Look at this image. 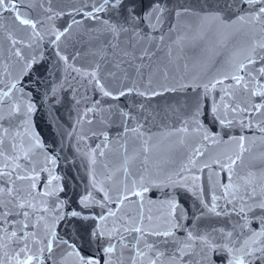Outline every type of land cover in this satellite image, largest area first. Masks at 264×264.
I'll return each mask as SVG.
<instances>
[{
  "label": "snow or ice",
  "instance_id": "obj_1",
  "mask_svg": "<svg viewBox=\"0 0 264 264\" xmlns=\"http://www.w3.org/2000/svg\"><path fill=\"white\" fill-rule=\"evenodd\" d=\"M52 3L0 0L7 59L19 67L0 74V264H264V154L246 160L250 137L230 135L237 128L264 135V37L206 79L178 77L171 53L168 63L158 56L186 16L264 33V0H195L190 7L176 0H81L70 11ZM65 15L69 21L58 26ZM46 25L51 64L40 43ZM81 28L94 51L69 52ZM157 74L163 82L154 80ZM169 92L185 93L186 119L177 131L194 141L187 163L152 170L145 161L131 178L126 160L118 170L123 179L115 172L98 178L111 127L118 122V136L142 137L143 101ZM129 97L142 100L121 106ZM65 104L76 109L73 123L61 112ZM37 113L51 137L39 130ZM68 139L76 140L91 175L75 199L56 171ZM89 139L100 143L81 150ZM222 144L235 150L209 152ZM150 151L145 141L143 152Z\"/></svg>",
  "mask_w": 264,
  "mask_h": 264
},
{
  "label": "water",
  "instance_id": "obj_2",
  "mask_svg": "<svg viewBox=\"0 0 264 264\" xmlns=\"http://www.w3.org/2000/svg\"><path fill=\"white\" fill-rule=\"evenodd\" d=\"M33 2L34 0H26V3L29 4ZM176 2L183 5V7H190L195 0H176ZM52 7L57 10L63 8L65 11H70L73 8L81 7V0H53ZM4 16L8 17L9 14L5 13ZM69 19L65 15L56 21V24L58 26L63 25ZM4 23L9 28L12 27L11 18L5 19ZM176 23L178 25L177 30L170 35H166L158 56L161 61L168 63L169 53H171L170 59L172 63L169 64V67L174 69L178 77H187L188 80H192L194 77L206 79L227 71L230 61L243 59L247 45L251 40L264 37L260 27L250 29L247 26L237 24L231 28L223 29L219 26L211 25L210 22L201 24L195 16H186L176 21ZM47 28L48 25L41 29L44 33V39L40 43L47 62L51 64L55 61V56L53 47L48 44L50 37L47 35ZM7 35L8 32L6 30L0 31V49H2L0 74L5 69L16 74L19 71V67L7 59L9 55L7 51L9 47L6 40ZM89 39V35L84 32L83 28L76 29L71 36L72 42L75 43V48L69 46L68 51L80 50L83 54L94 51L92 45L88 43ZM91 59L92 57L89 55L88 60ZM216 61H219V63H216ZM81 62V60L76 61L77 65ZM185 65H187V68H185ZM154 80L157 83L163 82L162 77L158 74L154 77ZM71 95L70 92H67L68 98ZM184 95V92H169L152 100L143 101L146 111L137 116L139 122L144 125L142 137L138 138L135 133L118 136V122L111 127L109 136L112 142L105 149L106 155L99 157L97 161L98 178L103 179L100 173L115 172L119 179H123L122 174L118 170L125 165L126 160L129 172L132 174L131 178H135L136 175L143 171L142 165L145 161L152 170L157 168L178 170L183 164L187 163L186 156L191 152L194 141L192 138L185 139L184 135L177 131L183 126L181 121L186 119L180 109ZM141 100L142 98L139 97H129L122 99L119 103L121 106L128 104L131 107L134 101L139 103ZM80 107H83V104ZM61 112L68 123H73L77 117L76 109L68 104L61 108ZM133 114L137 115L135 109H133ZM144 116H149V119L144 120ZM36 123L46 138L52 136V131L48 129L40 113H37ZM135 123L136 121H131L130 126H134ZM230 135H246L250 137V143L247 145L250 151L245 154L246 160L264 154V135L258 132H241L238 128L232 130ZM182 140L184 141L183 145L181 144ZM145 141H147V146L151 148V151L147 154L143 152ZM95 143H100V141L96 140L93 142V140L89 139L87 145L80 144L79 147L81 150L87 151L95 147ZM69 144L71 148L67 147ZM65 145L64 152L60 153L61 160L56 171L63 177V183L68 195H72L73 199H75L73 193L83 192L88 185L91 179L90 169L84 157L76 151V140L68 139L65 141ZM208 150L213 154L232 152L235 150V145L209 146ZM64 156H67L68 159L64 160ZM187 203L190 205L192 201L187 200ZM151 214L154 217L158 215L157 209L152 208Z\"/></svg>",
  "mask_w": 264,
  "mask_h": 264
}]
</instances>
